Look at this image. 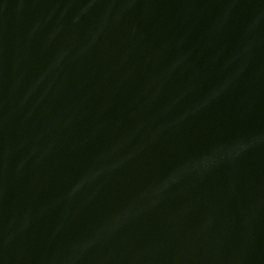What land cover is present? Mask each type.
<instances>
[{"label":"water","instance_id":"obj_1","mask_svg":"<svg viewBox=\"0 0 264 264\" xmlns=\"http://www.w3.org/2000/svg\"><path fill=\"white\" fill-rule=\"evenodd\" d=\"M0 264H264V0H0Z\"/></svg>","mask_w":264,"mask_h":264}]
</instances>
